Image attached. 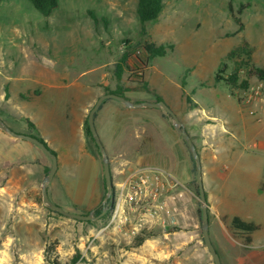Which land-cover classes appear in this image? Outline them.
<instances>
[{
    "label": "rangeland",
    "instance_id": "374dc122",
    "mask_svg": "<svg viewBox=\"0 0 264 264\" xmlns=\"http://www.w3.org/2000/svg\"><path fill=\"white\" fill-rule=\"evenodd\" d=\"M150 41L172 45V49L149 60L143 72L137 73L142 66L138 57L146 59L143 44ZM0 50H12L7 55L0 52L1 93L12 79L19 78L23 68L29 74V85L12 87L11 98L23 99L35 89L54 91L59 92L54 99L58 104L64 101L68 107L79 100L83 111L85 154L90 155L84 157L79 169L74 152L69 160L64 156L67 151L63 150L65 136L58 130L59 117L48 119L47 105L24 104L26 114L37 121L57 155L53 179L57 186L48 193L54 203L71 212L93 211L96 215L107 186L102 152L87 134L85 121L101 93L122 88L125 95L141 100L161 98L176 109L200 155L203 173L211 170L216 159L215 132L218 130L227 143L233 142L231 154H222L214 172L230 178L224 191L243 212L261 213L264 220L262 194L253 199L244 193L252 189L256 178H264V148L251 149L259 138L242 133L247 127L244 117L252 116V126L264 125V79L250 73L248 65L264 69V0H164L162 12L146 22L144 29L137 0H59L48 17L22 0H3ZM124 53L128 54L125 62L121 59ZM131 87L134 90L128 91ZM188 96L193 102L187 101ZM5 98H10L9 94ZM212 108L219 117L209 114ZM122 109L118 114L107 104L98 110L104 114L98 119V130L116 188L114 200L106 204V214L96 219L72 218L43 202L41 182L52 159L35 143L19 139L45 156L48 165L35 182L31 177L24 180L22 172H16L9 162L0 167V264H54V260L59 264H214L202 238L196 161L173 117L162 107L124 104ZM222 109L231 113L232 121H223ZM4 119L12 129H19ZM0 130L6 132L1 126ZM21 131L42 136L32 128ZM0 151L31 155L25 147L7 143L2 135ZM223 165L230 170L225 171ZM148 166L164 169L176 181L159 197L170 212L161 210L160 219H154L150 214L155 202L149 200L133 210L119 208L114 216L118 185L136 168ZM214 172H209V179L217 188L221 179ZM140 216L143 223L133 229ZM216 249L222 252L220 246ZM239 249L243 255L255 248ZM250 260L240 264H254Z\"/></svg>",
    "mask_w": 264,
    "mask_h": 264
},
{
    "label": "crops",
    "instance_id": "0c3cea01",
    "mask_svg": "<svg viewBox=\"0 0 264 264\" xmlns=\"http://www.w3.org/2000/svg\"><path fill=\"white\" fill-rule=\"evenodd\" d=\"M22 1L26 2L30 7H32V5L29 4V2H27L26 0H22ZM0 52L7 55V54L12 53V50H0ZM20 71L21 73L18 76L19 78L12 79V81L7 84L8 88L5 89V92L4 91H3L4 93L0 92L1 93L0 94V108H1L0 113L2 114L0 115V118H2V120L7 125L8 123L5 121L6 119L4 118H7L8 120H10L12 124L18 125L19 129L17 130L13 129L17 132L26 133V131H21V130L22 129L24 130L25 128H30V129L32 128V129L37 130L39 133H42L37 121L32 120L30 116L26 114L24 110L25 109L24 104L26 105L27 103L32 101V102H38V104H40V107L47 105L48 108H46V112H48V119L53 118L55 115V118L59 117V119L61 120L60 126L59 127L57 126V127H58L59 132H62V134L65 136L64 141L66 145H64L63 150L67 151V154L64 155L66 160H69L68 158L69 154L74 152L76 154V158L74 159L75 164L79 165L78 168L80 169V167L82 166V161L84 160V157L86 158V155L87 154L90 155V154L88 152L87 154H85L86 153V149L84 146L85 137H84L82 123H81V117H82L83 111L82 113L80 112L79 100L77 99L78 100L77 104H72L67 107L64 104V101L60 105L58 104V101L54 100L57 97V94L59 92L58 93L56 92L55 94L54 91L42 92L43 90L39 91L37 89L34 90L33 94L25 95L23 99L11 98L12 96L11 88L12 87L17 88V89H22L29 85L28 84L29 74H27L23 68H21ZM0 80H1V77H0ZM49 84L53 85L51 83ZM133 90L134 88L132 87L128 89V91H133ZM8 94L10 98L7 99L5 98V95H8ZM43 98H45V100L42 101ZM126 98H128L132 102L156 101L154 99L141 100L138 97L133 96L131 94H127ZM211 98H213V96ZM107 99H105L102 102L100 108H103L104 105L107 106L108 104L110 105V107L114 108L117 111L116 113L121 114L123 112L122 108L124 107V104L122 102L117 103V102H112L111 100H107ZM216 99L218 98L216 97L214 101ZM52 101H53V105H51ZM107 101H110V102H107ZM17 102H21L23 104H18ZM87 108L88 106L84 105L83 110L85 109L86 111ZM132 108H153V107L142 106V107H132ZM171 109L174 112L176 111V109L175 110L173 108ZM206 109L208 110L209 108L207 107ZM98 110L96 111L95 125L99 133L98 119L104 114H98ZM215 111L216 110L212 108V111L208 113L211 116H218L215 113ZM224 111L225 110H223V116H224L223 121L225 120L224 122H226V120L228 119H229L228 121H232L231 113L224 112ZM6 113L7 115H5ZM225 113H228V114H225ZM251 117L250 116L244 117V119L246 120L244 124L247 125V127H244L242 129L244 130L242 133L244 135L250 134L251 136H254L255 138H259L258 141H255L250 146L251 149H254V148L263 149L264 148V125L256 126L255 124V126H252L253 121L250 120ZM223 131L226 132L227 130L225 129ZM0 135H2V137L5 138V141L7 143L25 147V150L31 153V155L27 157L23 155L22 156L13 155V154L10 155L8 152L4 153L3 151H0V167L6 162H9L10 164H13L11 168H14L16 172L18 170L22 172L23 174L22 178L24 180L28 181V178L30 179L31 177L33 179V182H35V180H37V178L42 174V171L44 170L46 165H48L46 164L47 162H45V156L39 155V152L35 150V148H33L32 146L19 142L20 138H16L6 132H2L1 130H0ZM227 135L231 137V134L230 135L227 134ZM227 135L225 137H228ZM34 136H37L45 141L43 133H42V136L41 135L39 136L37 134H35ZM215 137H216L215 138L216 143L214 144H215L216 151H217L216 159L214 158L215 160H213L210 166L211 170L204 169V173H203V184H204V189L206 193L208 212H209V232H210L211 240L213 244L215 245V247L220 246L222 248V252L218 251V249L217 251L220 254L223 264H227V263L228 264H240V263L245 262L246 259L247 260L252 259L250 261L253 262L254 264L262 263L264 262V220L260 219L261 213H259L258 215H250V214H246L245 212H243L242 210H244V208L242 206L237 205L234 201H232L231 198L229 197V193L224 191L225 187L229 184L228 180L230 178L227 175H222V172L220 171L214 172L215 170L214 167H215L217 160L223 158L222 154L224 155L228 153L231 154L232 149H234L235 146H233L234 145L233 142L231 144L227 143V141L223 139V136L218 132V130L215 132ZM50 149L53 150V148H50ZM94 161H96V159ZM223 166L226 168L225 171L228 172L230 170L229 166L227 165H223ZM202 170H203V167H202ZM36 171H38V173H36ZM209 172H214L217 175H219L218 177H220L221 180L217 188H214L211 185L210 179H209L210 177ZM205 174H207V176ZM54 177H55V174H54ZM54 177L46 185L48 193H52L51 190L53 191L56 189L57 182L53 180ZM44 178L45 177L43 176V179ZM206 180L208 183L206 182ZM98 190H99V187H98ZM188 190L193 194V192L191 191L192 189L189 187V185H188ZM98 192L96 191L95 193L96 197L98 196ZM247 192L250 194V197H252L253 199L260 197L261 194H262V198H264V178L262 177L256 178L255 181L253 182L252 189L247 190L244 193H247ZM250 209H253L252 206L250 207ZM235 217H239L241 220H244L246 222L254 223L257 226V228L249 233L235 225L234 223ZM192 223L194 227H197V224L194 221ZM211 228H213V231ZM240 246H241V249L243 246L255 248V249L249 250L245 254L242 255V252L239 249Z\"/></svg>",
    "mask_w": 264,
    "mask_h": 264
},
{
    "label": "water",
    "instance_id": "95a60500",
    "mask_svg": "<svg viewBox=\"0 0 264 264\" xmlns=\"http://www.w3.org/2000/svg\"><path fill=\"white\" fill-rule=\"evenodd\" d=\"M107 98H115L119 100L120 102L124 103L128 107H142V106H147V107H162L164 108L169 114L174 119V125L176 129L182 134V136L185 138L192 155L196 161L197 169H196V181L197 185L199 188V202L201 206V230H202V238L203 241L208 248L209 252L212 255L214 264H223L220 254L217 251L215 245L213 244L211 237H210V232H209V212H208V204H207V198H206V193L204 189V184H203V170H202V163H201V158L200 155L196 149V146L191 138V136L188 134L186 131L185 127L183 126L182 122L176 115V113L171 109V107L163 100H156V101H140V102H132L128 98L122 96L121 94L115 93V92H105L101 94L95 104L91 107L89 113H88V124L90 131L94 137L95 142L99 146L102 156H103V171H104V177L106 181V186H107V193L104 196L103 201L100 203V206H103V209L101 212L97 215L93 214V211L89 213H79V212H71L68 210H65L62 208L60 205L54 203L49 195H48V190H47V183L54 177V174L57 170L58 163H57V155L55 152H53L49 146L45 143L44 140L41 138L31 135V134H26V133H21L13 130L10 128L3 120L0 118V126L8 132L10 135L16 137V138H24L27 139L33 143H35L41 150H43L46 154H48L51 159H52V164L48 170V174L45 176V178L42 181V199L43 202L46 203L51 209L58 211L64 215H67L72 218L76 219H81V220H91V219H96L101 217L106 213L107 210V205L109 202H112L114 200V190H115V185L113 183V175H112V169L110 165V160L109 156L107 154L106 148L101 140V137L97 131L96 125H95V113L96 111L100 108L102 102L107 99Z\"/></svg>",
    "mask_w": 264,
    "mask_h": 264
},
{
    "label": "trees",
    "instance_id": "16d2710c",
    "mask_svg": "<svg viewBox=\"0 0 264 264\" xmlns=\"http://www.w3.org/2000/svg\"><path fill=\"white\" fill-rule=\"evenodd\" d=\"M29 3H31L32 7L41 15L48 17L54 9H56L59 5V0H27ZM2 0H0L1 4ZM164 8V0H137V13L138 17L141 21L142 28L144 29V25L146 22L156 19L159 14L162 12ZM143 49L146 52V59L142 60L138 57L139 62L142 64V66L139 68L137 73H142L143 70L147 67V63L149 60L157 57V56H165L169 49H172V45L167 44H156L154 42H145L143 44ZM243 49V50H242ZM244 47H241V50L244 51ZM234 53V51L231 52V54ZM128 57V54L124 53L121 57L122 61H126ZM249 65V71L250 73H255L258 75L261 79H264V69L260 66H257L253 63L248 64ZM119 67L120 64H119ZM120 71H122V67L118 68V74L120 75ZM235 76H232L231 83L235 80ZM234 83V82H233ZM243 86H247V82H243ZM112 92L121 94L122 96L126 97L124 92L122 91V88H118L116 90H111ZM109 91V92H111ZM157 100H161V98H158ZM188 102H193L192 98L189 96L187 97ZM101 107V106H100ZM96 116V113H95ZM85 126L87 130V134L93 139L92 133L89 128L88 124V117L85 121ZM43 140V139H42ZM94 141V139H93ZM46 143V142H45ZM47 144V143H46ZM52 150V149H51ZM53 151V150H52ZM54 152V151H53ZM196 191L199 193L198 185L196 184ZM101 212V208H97L96 215ZM199 213H201V208L199 207ZM234 223L236 226L242 228L243 230L247 232H252L254 229L257 228V226L254 223L246 222L244 220H241L239 217L234 218ZM142 239L139 240L141 242ZM249 241V240H248ZM54 264H59L57 260L53 261Z\"/></svg>",
    "mask_w": 264,
    "mask_h": 264
},
{
    "label": "built area",
    "instance_id": "2783aa9c",
    "mask_svg": "<svg viewBox=\"0 0 264 264\" xmlns=\"http://www.w3.org/2000/svg\"><path fill=\"white\" fill-rule=\"evenodd\" d=\"M175 185L174 177L162 168L156 166L136 168L125 181L118 185L117 194L115 193L118 198V205L114 216L117 215L119 208L125 212L127 208L133 210L152 200L155 204L150 215L156 220L160 219V211L165 210V212L169 213L170 208H168L166 203L160 202L159 197L164 191ZM143 219L144 217L140 216L138 223L135 224L133 229H137L143 223L141 221Z\"/></svg>",
    "mask_w": 264,
    "mask_h": 264
},
{
    "label": "flooded vegetation",
    "instance_id": "af4514ba",
    "mask_svg": "<svg viewBox=\"0 0 264 264\" xmlns=\"http://www.w3.org/2000/svg\"><path fill=\"white\" fill-rule=\"evenodd\" d=\"M98 208H101V210H102V209H103V206H100V205H99ZM96 210H97V209H96ZM96 210H95V212H96ZM106 212H107V210H106ZM105 214H106V213H105ZM105 214H104V215H105ZM102 216H103V215H102Z\"/></svg>",
    "mask_w": 264,
    "mask_h": 264
}]
</instances>
